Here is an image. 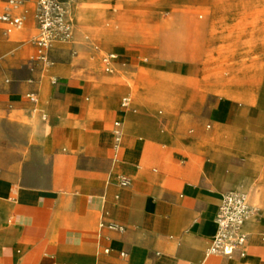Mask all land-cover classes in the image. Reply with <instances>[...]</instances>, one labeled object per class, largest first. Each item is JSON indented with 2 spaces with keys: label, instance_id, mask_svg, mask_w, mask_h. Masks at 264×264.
<instances>
[{
  "label": "crops",
  "instance_id": "crops-1",
  "mask_svg": "<svg viewBox=\"0 0 264 264\" xmlns=\"http://www.w3.org/2000/svg\"><path fill=\"white\" fill-rule=\"evenodd\" d=\"M31 1L14 13L28 20ZM64 1L100 21L87 0ZM180 19L169 22L167 51L104 36L117 42L106 49L118 54L120 84L89 41L50 48L46 67L30 58L32 40L0 30V264H264V102L210 95L193 41L203 50L218 26ZM232 191L255 211L246 241L214 253Z\"/></svg>",
  "mask_w": 264,
  "mask_h": 264
},
{
  "label": "rangeland",
  "instance_id": "rangeland-1",
  "mask_svg": "<svg viewBox=\"0 0 264 264\" xmlns=\"http://www.w3.org/2000/svg\"><path fill=\"white\" fill-rule=\"evenodd\" d=\"M66 4L74 30L73 38L66 42L56 41L52 47L59 43L89 41L94 50L103 51L104 57L110 54L118 55L115 50L106 49L107 44L114 46L117 43L103 42L107 34L116 35L117 38L137 35L140 39L124 43H141L167 51L168 43L175 42L168 31L169 22L173 17L177 15L178 18L184 19L208 20L211 26L214 24L218 26L209 35V44L201 50L198 46L200 41L195 38L194 48L192 47L198 54L202 51L201 55L205 58L202 77L208 85L207 92L215 95V90L219 88L223 89L227 97L235 98L239 102L257 100L264 102V0H87L82 4L83 9L98 11L102 15L100 21L95 23L90 22L94 21L90 15L77 17L70 3L66 2ZM6 6V0H0V14L7 10ZM28 8L32 13L28 20L25 18L21 29L7 34L0 23V30L3 37L9 41L32 40L35 47L30 58L37 59L35 42L39 32L35 18L37 0H32ZM175 9L178 10L175 11ZM29 19L32 21L31 25H28ZM159 21L163 23V26L158 25ZM79 22L83 24L76 25ZM78 32L82 34L81 39L78 38ZM147 35H151L152 39H142ZM180 35L183 37L187 33L182 30ZM183 50L189 51L184 46ZM164 60L167 61L165 58L162 59ZM44 64L49 67L52 64L50 58L49 62ZM108 67L109 70H107ZM101 71L104 74L113 75V83L122 82L119 68L105 64V60ZM5 78L7 79L8 76L6 75ZM123 78V81H127L126 76ZM129 83L132 84L130 80ZM131 93L132 95L125 96L129 104L137 97L135 92ZM34 97L40 99L38 96ZM4 131L9 132L7 125Z\"/></svg>",
  "mask_w": 264,
  "mask_h": 264
},
{
  "label": "built area",
  "instance_id": "built-area-1",
  "mask_svg": "<svg viewBox=\"0 0 264 264\" xmlns=\"http://www.w3.org/2000/svg\"><path fill=\"white\" fill-rule=\"evenodd\" d=\"M29 0H7L8 9L0 14V22L5 24V32L11 34L24 26V13H14ZM36 23L38 34L37 58L49 62L48 52L56 41H69L73 38V26L70 19L69 8L64 0H37ZM116 58L115 54L105 57L110 65ZM109 70V67L107 68ZM35 99V97H32ZM117 140L120 141L122 131H116ZM123 185H128L129 179L123 177ZM255 211L246 194L242 192H228L224 194L216 215L219 231L211 245V252L231 255L235 249L246 241L247 235L243 227L247 218Z\"/></svg>",
  "mask_w": 264,
  "mask_h": 264
}]
</instances>
